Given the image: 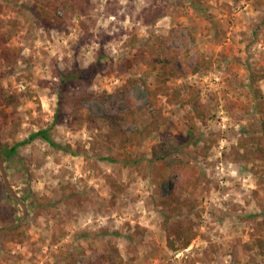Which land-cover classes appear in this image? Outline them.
<instances>
[{"label": "rangeland", "instance_id": "rangeland-1", "mask_svg": "<svg viewBox=\"0 0 264 264\" xmlns=\"http://www.w3.org/2000/svg\"><path fill=\"white\" fill-rule=\"evenodd\" d=\"M98 59L60 108L61 74ZM120 114L114 131L103 117ZM263 120L264 0H0V146L41 129L58 144L0 152L28 209L0 231V264H109L113 246L123 264H264ZM168 138L193 153L194 210L164 203ZM23 217L0 163V229ZM182 219L196 235L174 251L165 224Z\"/></svg>", "mask_w": 264, "mask_h": 264}, {"label": "trees", "instance_id": "trees-1", "mask_svg": "<svg viewBox=\"0 0 264 264\" xmlns=\"http://www.w3.org/2000/svg\"><path fill=\"white\" fill-rule=\"evenodd\" d=\"M59 1L63 5L69 3V0ZM160 16L161 14L158 12V10H154L150 13V15H147L145 19L146 23L149 26H153L156 24ZM101 67L102 62L100 59H98L95 63H92L85 68L72 69L68 72L62 73L60 85L57 87L55 92L59 99V107L61 108L65 103V91L67 89L78 84L92 82ZM134 82L135 81H130V83ZM1 96L8 106L15 104V95H8L2 92ZM82 98L84 99V97ZM73 100H75V98H73ZM60 108L56 113V119L59 118ZM103 119L110 122L114 131H121V122L126 121L127 117L124 114H120L114 116H105ZM37 137L43 138L53 146H58V144L51 138L49 130L41 129L36 133H33L28 140L15 144L11 149L0 146V152L4 161L11 163V156L17 152L19 145L26 144L31 139H35ZM249 140L250 142L261 145V143L264 142V135L259 138L251 137ZM260 149L261 147H259V150ZM153 159L156 161H161L163 165L169 170L170 175L175 177L176 188L173 191V194L165 199L164 203L169 205L176 213L194 210L195 206L197 205V197L199 198L200 193L198 169L193 162V153L191 149H189L188 146L176 138H168L161 142L159 146L154 147ZM178 222L179 223H177L175 226H171L169 224L167 225V223L165 224V229L167 231V244L168 247L174 251L187 248L196 235L195 225L192 221L182 219ZM101 260L103 262H108L109 264H123V258L121 256L120 249L115 246L111 247L109 251L103 253Z\"/></svg>", "mask_w": 264, "mask_h": 264}, {"label": "water", "instance_id": "water-1", "mask_svg": "<svg viewBox=\"0 0 264 264\" xmlns=\"http://www.w3.org/2000/svg\"><path fill=\"white\" fill-rule=\"evenodd\" d=\"M0 163H1V165H2V171H3V175H4V180H5V183H6V186H7L8 190L10 191V193L12 194V196H13L15 199H17V200L21 203V205L24 207V217L21 219V221H20L19 223H17V224H16L15 226H13V227H5V228H3V229H0V231H1V230H7V229H10V228L18 227V226L20 225V223L23 221V219H24L25 217H27V215H28V209H27V207H26L25 200H24L22 197H20V196H19V195L13 190V188H12V186H11L9 180H8L6 170H5L4 166H3V163H4V162H3V159H2L1 154H0Z\"/></svg>", "mask_w": 264, "mask_h": 264}]
</instances>
